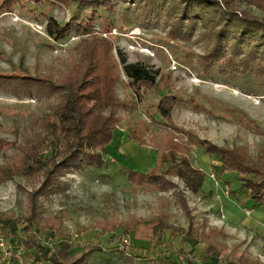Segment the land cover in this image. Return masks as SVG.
Segmentation results:
<instances>
[{"label":"rangeland","instance_id":"1","mask_svg":"<svg viewBox=\"0 0 264 264\" xmlns=\"http://www.w3.org/2000/svg\"><path fill=\"white\" fill-rule=\"evenodd\" d=\"M63 1L67 3L56 5L47 1L23 0L9 9L7 0H0V75L57 82L64 79L72 66L83 61L81 47L86 42L80 43L86 39L84 36L71 31L55 41L46 31L48 18L65 24L88 13L82 7V12L73 16L80 0ZM233 1L238 12L264 18V8L259 9L246 0ZM127 7L116 2L112 8L99 9L92 26L94 39L91 41L96 46L102 43L110 46L120 79L115 86L119 100L136 99L141 108L127 112L118 110L123 121L102 155L103 168L65 172L59 177L58 189L39 198L42 217L55 218L56 225L60 224L73 234L74 255L85 253L88 244L101 246L102 252L87 255L85 264H183L182 249L189 253L194 264H225L207 258L203 246L194 240L181 246L179 238L171 231L151 242L135 240L132 234L121 235L119 230L107 235L98 230L79 236L74 234L79 227H87L99 220L147 219L162 212L171 224L185 229L188 215L195 225L207 220L212 227L220 225L218 228L228 229L230 238L225 240L224 252L229 253L240 244L237 255L243 252L246 257L264 264V209L254 206L247 194H241L242 188L235 173L221 172L220 163L213 155L199 148L189 155L193 169L200 170L204 176L202 189L197 194L174 177L170 180L175 187L165 193H135L124 177L127 170L144 173L154 165L156 157L148 144L140 146L129 140L131 131L125 128L126 122L130 120L149 127V133L144 134L145 141L153 134L161 137V128L150 126L146 111L154 112L155 109L150 107L170 90L177 99L192 98L202 107L194 111L178 103L172 110V118L179 128L217 146L247 145L250 155L257 158L260 151L264 152V135L247 130L239 125L235 116L221 109L227 107L246 113L264 132V78L255 77L260 72L259 66H250L242 73L231 72L228 64H222L223 69H229L227 73L216 64L204 66L201 55L207 44L201 31L187 41L172 38L164 25L140 24ZM119 57H124L127 63H141L155 71L156 85L139 87L138 92L128 89L129 81L119 64ZM166 75L168 82L164 79ZM56 102L55 96L38 85H0V140L8 145L0 150V165L14 159L21 150L27 152L32 147L39 153H50L55 140L51 142L47 124L53 120L51 109ZM154 118L159 119L158 116ZM56 148L64 149L62 144H57ZM42 180L37 175L14 177L0 183V214L23 217L31 194ZM180 195L186 202V209L180 205ZM249 207H254V212L248 217L245 211H252ZM20 228L10 225L7 232L0 228V235L17 238ZM49 238L56 241L52 233L38 236L41 243ZM30 255L35 262V256Z\"/></svg>","mask_w":264,"mask_h":264},{"label":"trees","instance_id":"2","mask_svg":"<svg viewBox=\"0 0 264 264\" xmlns=\"http://www.w3.org/2000/svg\"><path fill=\"white\" fill-rule=\"evenodd\" d=\"M21 1L23 0H7V8L10 9L14 3ZM45 1L56 5L67 3L63 0H36ZM246 1L259 9L264 8V0ZM116 2L128 6L135 19L144 26L164 25L172 38L187 41L201 31L207 44L205 53L201 55L202 65L216 64L223 73H227L230 68L233 73H242L246 68L257 65L260 72L254 74L255 77L261 80L264 78V18L238 12L233 0H80L73 16L81 13V8L84 7L88 11L83 13L84 17L77 16L65 24H58L53 18H48L46 31L55 41L61 40L71 31L79 32L86 38L80 43L82 45L86 42L81 47L83 61L72 66L64 79L57 82L29 76L0 75L1 86L38 85L57 100L51 109L53 120L46 124L51 142L54 139L64 149H57V144L53 141L47 155L32 147L27 152L21 150L14 159L0 165V183L14 177L31 178L40 175L43 179L38 189L31 194L27 212L23 217L0 214L2 232H7L10 225L13 228L21 226L19 237L17 234V238L4 236L13 243L30 249V253L35 256L34 264H85L87 255L102 252L100 245L88 244L85 246V253L74 255V245L71 242L73 234L61 228L60 224L56 225L55 218L42 217L39 198L58 189L59 177L65 172L84 168L102 169V155L112 141L113 134L117 132L118 125L123 121L118 110L127 112L141 108L136 99L119 100L115 86L120 79L116 71L117 64L110 54V46L108 43L96 46L91 41L94 39L92 26L98 10L112 8ZM118 61L129 81L128 89L138 92L146 85H156L155 71L141 63H127L124 57H119ZM222 64H228L229 69H223ZM164 79L169 81L167 75ZM170 91L150 107L155 109L154 112L149 109L146 111L150 126L161 128V137L153 134L145 141L144 134L149 133V127L139 122L134 124L130 120L126 122L125 128L131 131L129 140L140 146L148 144L156 154L154 165L144 173L131 170L124 172L131 191L165 193L169 188L175 187L170 180L174 177L180 179L192 193L197 194L202 189L204 176L200 170L193 169L189 155L199 148L216 157L221 172L235 173L248 200L254 206L264 209V152L260 151L254 159L247 145L217 146L197 138L191 131L179 128L172 118V110L178 103H183L194 111H199L202 107L192 98L177 99ZM205 101L214 103L207 99ZM221 110L235 116L239 125L247 130L256 135H264L259 124L246 113L227 107ZM155 116L159 119L154 118ZM6 148L8 145L0 140V150ZM178 197L181 207L186 209L184 198L181 195ZM187 218L186 229L171 224L162 212L147 219L130 217L128 220H99L87 227H79L74 234L79 236L90 230H98L100 234L107 235L119 230L121 235L132 234L135 240L151 242L171 231L179 238L181 246L188 240L201 244L205 256L213 258L215 262L221 260L225 264H261L246 257L243 252L237 255L240 244L234 246L229 253L224 252L225 240L230 236L223 228L212 227L207 220L195 225L191 216L188 215ZM43 233L55 235L53 253L38 239ZM57 238L62 240L58 241ZM180 252L183 264H194L188 252L183 249Z\"/></svg>","mask_w":264,"mask_h":264},{"label":"built area","instance_id":"3","mask_svg":"<svg viewBox=\"0 0 264 264\" xmlns=\"http://www.w3.org/2000/svg\"><path fill=\"white\" fill-rule=\"evenodd\" d=\"M245 214L249 217L252 212L246 210ZM42 244L52 253L55 251L56 243L51 238ZM31 258L30 249L25 248L22 244L13 243L10 238L0 235V264H32L34 259Z\"/></svg>","mask_w":264,"mask_h":264},{"label":"crops","instance_id":"4","mask_svg":"<svg viewBox=\"0 0 264 264\" xmlns=\"http://www.w3.org/2000/svg\"><path fill=\"white\" fill-rule=\"evenodd\" d=\"M219 166H220V165H219ZM241 191H242V193H241V194H245L243 189H242ZM249 208H250V209H252V211H251V212H252V214H253V212H254V207H252V208H251V207H249ZM252 214H251V215H252ZM251 215H250V216H251ZM215 222H217V223H218V221H217V220H216ZM218 224H219V223H218ZM218 226H220V225H217L216 227H218ZM219 228H221V227H219ZM232 228H235V227H232ZM232 228H231V229H232ZM225 230H226V231H225L226 233H227V231H229L228 229H225Z\"/></svg>","mask_w":264,"mask_h":264}]
</instances>
